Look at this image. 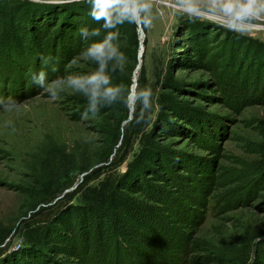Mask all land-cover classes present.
Returning <instances> with one entry per match:
<instances>
[{
	"label": "rangeland",
	"instance_id": "obj_1",
	"mask_svg": "<svg viewBox=\"0 0 264 264\" xmlns=\"http://www.w3.org/2000/svg\"><path fill=\"white\" fill-rule=\"evenodd\" d=\"M143 2L141 36L88 0H0V264H264V31ZM106 39L93 105L69 80Z\"/></svg>",
	"mask_w": 264,
	"mask_h": 264
},
{
	"label": "clouds",
	"instance_id": "obj_2",
	"mask_svg": "<svg viewBox=\"0 0 264 264\" xmlns=\"http://www.w3.org/2000/svg\"><path fill=\"white\" fill-rule=\"evenodd\" d=\"M71 2V0H70ZM79 2V0H75ZM94 5L92 15L95 20L103 19L104 27L113 26L114 21L123 22L125 19L134 21L140 19L141 12L147 11L151 5L143 2V0H88ZM175 10L182 15L187 16L189 21L196 22L209 17H219L223 23L222 27L237 35H246L253 27V22L264 19V0H175ZM147 23L150 24V21ZM83 31V29H81ZM99 30H95L93 34H98ZM111 35V34H109ZM115 49L106 39L100 43H93L87 49L85 56L99 64V70L91 75L74 77L69 80V84L76 90L82 91L84 96L92 100L93 105L97 98H112L116 89L112 87H103L109 85L110 81L104 75V70L108 60H111ZM45 58L42 57V60ZM75 62V58L71 63ZM45 72L40 71L39 78L32 77L33 82L43 86ZM62 86L53 81L44 89V92L56 100V92ZM145 97L152 95V90L146 88L142 93ZM12 100V107L6 108L9 112L17 107V102Z\"/></svg>",
	"mask_w": 264,
	"mask_h": 264
},
{
	"label": "built area",
	"instance_id": "obj_3",
	"mask_svg": "<svg viewBox=\"0 0 264 264\" xmlns=\"http://www.w3.org/2000/svg\"><path fill=\"white\" fill-rule=\"evenodd\" d=\"M151 3L155 4L158 7H175V0H148Z\"/></svg>",
	"mask_w": 264,
	"mask_h": 264
},
{
	"label": "bare ground",
	"instance_id": "obj_4",
	"mask_svg": "<svg viewBox=\"0 0 264 264\" xmlns=\"http://www.w3.org/2000/svg\"><path fill=\"white\" fill-rule=\"evenodd\" d=\"M209 18H211V19H219L218 17H209ZM251 30H254V31H264V26L253 25V27L251 28ZM141 36H143V33L141 34ZM137 69L139 70L138 67H137ZM135 86H136V83H135ZM134 96H135V94L134 95H131V97H130V99L132 100V102H133Z\"/></svg>",
	"mask_w": 264,
	"mask_h": 264
},
{
	"label": "water",
	"instance_id": "obj_5",
	"mask_svg": "<svg viewBox=\"0 0 264 264\" xmlns=\"http://www.w3.org/2000/svg\"><path fill=\"white\" fill-rule=\"evenodd\" d=\"M136 21V24H137V26H138V28H139V32L142 34V31H141V27H140V25H139V19H136L135 20ZM141 46H142V44H141ZM142 53H143V49H142V47H141V51H140V53H139V55H138V68H140V63H141V58H142ZM130 101V103L132 104V100H129ZM132 111H133V109H131V113H130V116H131V114H132ZM129 120H130V117H129Z\"/></svg>",
	"mask_w": 264,
	"mask_h": 264
},
{
	"label": "trees",
	"instance_id": "obj_6",
	"mask_svg": "<svg viewBox=\"0 0 264 264\" xmlns=\"http://www.w3.org/2000/svg\"><path fill=\"white\" fill-rule=\"evenodd\" d=\"M261 134L264 137V119L260 121Z\"/></svg>",
	"mask_w": 264,
	"mask_h": 264
}]
</instances>
